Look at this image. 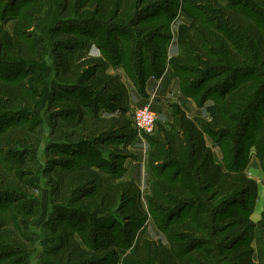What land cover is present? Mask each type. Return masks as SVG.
I'll return each mask as SVG.
<instances>
[{"label":"trees","instance_id":"trees-1","mask_svg":"<svg viewBox=\"0 0 264 264\" xmlns=\"http://www.w3.org/2000/svg\"><path fill=\"white\" fill-rule=\"evenodd\" d=\"M79 1L90 12L77 22L82 28L68 21L65 52L56 55L55 75L61 82L51 90L67 95L58 94L64 102L54 108H61L63 121L54 128L69 142L68 151L59 148L68 158L58 163L62 171L57 182L69 204L52 217L56 222L49 235L54 243L42 252L48 261L43 264H264V206L260 220L251 221L257 184L244 172L250 148L264 168V80H253L264 79V0ZM31 4L12 14L10 28L2 22L4 10L0 16L3 199L11 194L10 173L19 160L11 158L18 128L8 129L13 109H34L38 101L33 97L44 91L40 75L26 79L33 72L22 61L32 55L40 58L29 38L41 10L38 3ZM66 4L68 10L74 0ZM178 8L190 22L179 30V53L165 63L164 43L171 38L169 25ZM89 44L100 55L75 61L74 52ZM10 59L15 62L10 64ZM119 64L141 94L146 80L160 77L168 64L182 95L199 106L212 97L209 118H190L171 104L168 126L156 123L155 132L147 136L152 183L144 202L135 182L121 179L123 160L130 153L105 161L96 148L110 142L125 149L135 134L117 119L128 108L126 83L120 75L105 72ZM3 69L18 72L11 77ZM54 100L49 99L51 106ZM206 137L219 148L221 162L214 161ZM6 206L1 203L0 228L8 224L7 214H2ZM149 218L165 243L142 237ZM255 228L258 237L252 247ZM10 249L4 256L18 253Z\"/></svg>","mask_w":264,"mask_h":264},{"label":"rangeland","instance_id":"rangeland-1","mask_svg":"<svg viewBox=\"0 0 264 264\" xmlns=\"http://www.w3.org/2000/svg\"><path fill=\"white\" fill-rule=\"evenodd\" d=\"M67 1L68 0H66V2L65 0H0V16L1 10H4L6 19L2 22L6 28L11 27L14 20L12 14L17 10L22 11L25 6H30L33 2L39 4L41 12L38 17V23L35 29L30 30V38H28L31 39L30 43L33 44L34 49H37L36 51L39 52L40 58L35 59V55H32L34 56L33 59H24L22 61L24 65L31 66L30 72H33V74L28 75L26 79L29 80L35 75H40L44 85L42 96L33 97V100L38 101L37 107L31 110L24 107H15L10 118L13 123L11 122V125L8 126L9 130L16 127L19 128H16L17 131L13 132V136L16 140H14L13 143V153L11 156L13 162L14 158H17V160L19 159L18 162H16L17 160L15 161L19 164L17 165L18 167H16V163H14L10 173L9 182L11 186L7 189L11 190V194L8 195L9 197H7V199L0 198V206L1 203H6L8 206L7 212L2 213L7 214L5 219L8 224L0 228V264H29V261L34 257H38L37 264L48 263L47 257H43L42 252L44 249L48 250L50 248L49 246L54 243L52 241L54 237L49 235L53 230L54 222H56L52 217L55 216L54 214L61 212L63 206L65 207L69 204L65 201L68 197L61 191V187L59 186L60 189L57 187L59 179L58 173L62 171L61 165L58 163H60L63 158H68V154L66 152H60L59 148L63 145L64 149L65 147L67 149L69 147V142L66 141V137L61 138V136L57 134L58 130L54 128L56 126L54 124L63 121L58 116V114L62 112L61 108L54 107L64 102L60 95H67L62 90H60L61 92L54 89L53 92H51V90L54 88L52 85L53 83L57 85L61 82V79L59 78V81L58 77L55 75L56 55L64 54L63 52H65L63 43L71 34L69 33L71 24L67 25V23H69L68 21H72L76 25L74 28H82L77 22L80 21L82 17L86 19L85 17L90 12V9H88L87 4H84V1L77 2V0H74V4L68 7V10H70L68 11L65 8ZM64 2L65 4H63ZM253 3L257 4L256 1L251 2V4ZM260 9L262 10V7ZM183 21L188 23L190 22V18L185 12H182L178 8L175 17L169 25L171 38L174 36H177V38L179 37V30L184 25ZM88 28L91 29V27ZM262 28L263 25L261 26V29ZM171 38L164 43L166 51L165 63L172 57L169 52L170 42H172L170 41ZM89 47H92V50L90 53L87 52V55H100L96 46L89 44ZM34 49L30 52H33ZM93 52L96 53L94 54ZM83 54V49L75 51L73 54L74 60L78 61ZM9 62L11 64L15 62V60L10 59ZM6 70L7 69H3L5 73H11V77H13L12 73L18 72L15 69L9 72ZM257 70L263 72L261 68ZM105 72L120 75L124 82L126 79L132 82L126 76L124 68L120 64L108 66ZM253 80L258 83L262 82L264 79L256 76ZM34 84L38 85L36 80ZM51 98L54 100L53 106L49 103V99ZM211 98L212 97H209L207 100L212 103ZM130 110V108H127L125 112H119L117 114V119L120 124L125 125L127 123L128 127L133 131ZM205 117L209 118L210 112H208V115H205ZM157 118L158 116H156V123L157 126H159L160 123H158ZM206 138L209 139L208 137ZM208 141L207 144L211 146L212 144ZM112 144L113 143L107 142L106 144L96 147L97 150H100L101 156L105 161H111L109 156L114 155L116 157L118 153L122 154L127 152L122 144ZM66 151H68V149ZM92 156L94 157V155ZM118 160L119 159H115L114 162ZM9 209H12V211ZM149 220L152 224L149 223ZM153 223V220L149 218L144 228L141 230L142 234L148 238H155V241L165 243V236L162 235L161 238L157 237V232H155L154 227H152ZM158 231L160 230L158 229ZM43 236L48 237L43 238ZM75 237H78L77 234ZM10 247L17 248L15 250H17L18 253H10L7 257L4 256V250L7 252ZM215 251L217 252L216 248ZM224 254H227V252L224 251ZM47 256H50V253ZM219 262L217 261V264H219ZM222 262L223 264L228 263L225 260Z\"/></svg>","mask_w":264,"mask_h":264},{"label":"crops","instance_id":"crops-1","mask_svg":"<svg viewBox=\"0 0 264 264\" xmlns=\"http://www.w3.org/2000/svg\"><path fill=\"white\" fill-rule=\"evenodd\" d=\"M184 25L188 23L183 21ZM170 42V55L176 56L179 53V44L177 36L171 38ZM92 47L83 49L84 54L79 59L88 56L86 53H90ZM94 54L96 52H93ZM86 54V55H85ZM85 55V56H84ZM90 55V54H89ZM128 89V108L149 106L152 111L158 116V123L167 127L171 121V104H177L190 117H202L206 118L208 115L211 102L206 101L202 106L196 104V102L190 97L182 95L179 89L178 77L174 73L173 69L167 64L162 75L158 78L149 77L146 80L144 87V94H141L138 89L126 79L125 81ZM206 142L210 144V139L205 138ZM213 151L214 161L221 162L222 155L217 146H210ZM126 151L130 153V156L123 160L124 172L121 179L133 180L135 184L140 188L142 192V201L151 192L152 175L149 172L147 166V154L149 151V144L147 138H140L136 133L133 138L126 144ZM245 174L253 179L257 184V191L253 209L249 215V218L254 223L258 222L261 218V212L264 206V168L261 166L258 158L254 154V148H250L248 152L247 164L244 168ZM149 223L151 221L149 220ZM152 224V223H151ZM157 237L161 238L163 233L158 231L153 223ZM164 236V235H163ZM143 238L155 240V238H148L142 234ZM258 237V229L254 230V239L251 243L252 247H255V238ZM255 253L253 258L255 259Z\"/></svg>","mask_w":264,"mask_h":264},{"label":"built area","instance_id":"built-area-1","mask_svg":"<svg viewBox=\"0 0 264 264\" xmlns=\"http://www.w3.org/2000/svg\"><path fill=\"white\" fill-rule=\"evenodd\" d=\"M132 127L140 138L152 135L156 128V113L149 106L130 108Z\"/></svg>","mask_w":264,"mask_h":264},{"label":"water","instance_id":"water-1","mask_svg":"<svg viewBox=\"0 0 264 264\" xmlns=\"http://www.w3.org/2000/svg\"><path fill=\"white\" fill-rule=\"evenodd\" d=\"M38 262V257H34L29 261V264H37Z\"/></svg>","mask_w":264,"mask_h":264}]
</instances>
